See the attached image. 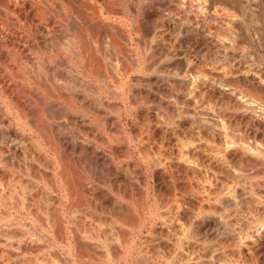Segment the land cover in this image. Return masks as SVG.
<instances>
[{"label":"bare ground","instance_id":"1","mask_svg":"<svg viewBox=\"0 0 264 264\" xmlns=\"http://www.w3.org/2000/svg\"><path fill=\"white\" fill-rule=\"evenodd\" d=\"M50 3L58 40L0 27V264H120L137 228V256L237 262L264 227V0Z\"/></svg>","mask_w":264,"mask_h":264},{"label":"rangeland","instance_id":"2","mask_svg":"<svg viewBox=\"0 0 264 264\" xmlns=\"http://www.w3.org/2000/svg\"><path fill=\"white\" fill-rule=\"evenodd\" d=\"M47 1V3L45 2V0H0V27H2V26H4L3 27V29H4V31L6 30V32H3V35H5V33H7V35L9 36V37H11V40H14V41H16V39L18 40L19 39V37L21 38V39H26V40H29V38H30V41H33L34 42V44L36 45V46H43L44 45V43L46 42V39H48L49 38V36L50 37H52L53 39H55V40H58V36H60V32H58L59 31V29L58 30H56L57 28V26H58V24H59V20H61L60 18V16H58V14H60L59 12L58 13H55L56 15H57V17L55 16V14H54V12L52 13V11H49V13H48V11H46L47 9L48 10H51V9H49L50 7H51V3L50 2H52L53 0H46ZM43 2V3H42ZM39 3H41V4H39ZM41 6L42 5V8L43 9H45V10H41L39 7V5ZM50 5V7H48V6H45V5ZM48 7V8H47ZM37 8V9H36ZM38 9H40L41 10V12H40V10H38ZM10 10V11H9ZM16 12H18V13H15V11ZM35 10V11H34ZM36 10H38V11H36ZM8 13H7V12ZM21 11H23L22 13H21ZM42 11H44V12H42ZM11 12H12V14H14V15H12L11 14ZM14 12V13H13ZM38 12V13H37ZM11 14V15H10ZM17 14H18V16H19V18L17 17ZM51 14V15H50ZM24 16V17H21V16ZM40 15V16H39ZM46 16V18H45V16ZM50 15V16H49ZM54 16V17H53ZM17 18L22 22L23 20V22L24 23H21V25L22 24H24V26L25 25H35V24H37V23H39V25H41V26H43V28H46L48 31H50V33H49V35H48V33L46 34V29H43V31H44V34H46V35H42V33L43 32H40L39 34H37L36 32H33L32 33V35L31 34H27L25 31H21V30H19V28H18V25L20 26V22L18 23L17 22ZM23 18H25V19H23ZM45 18V19H44ZM22 19V20H21ZM44 19V20H43ZM55 19H57V20H55ZM18 20V21H19ZM46 20V21H45ZM17 23H16V22ZM28 23H27V22ZM31 21H32V23H31ZM34 21V22H33ZM39 21V22H38ZM45 21V22H44ZM50 21H52L51 23H50ZM55 23H54V22ZM11 22V23H10ZM12 22H14V23H12ZM36 22V23H35ZM10 23V24H9ZM16 23V24H15ZM54 23V24H53ZM14 26H13V25ZM48 26H47V25ZM57 24V25H56ZM9 25H12V26H9ZM52 25H54V27L52 26ZM47 26V27H46ZM50 26H51V29H50ZM26 27V26H25ZM55 28V29H53V28ZM15 28V29H14ZM58 28H59V26H58ZM9 29V30H8ZM11 29V30H10ZM18 29V30H17ZM51 30H52V32H51ZM54 30H56V32L54 31ZM8 31V32H7ZM11 31V32H10ZM17 31H19V32H17ZM53 31L56 33V35H54L55 33H53ZM13 32V33H12ZM37 35V36H36ZM39 35V36H38ZM53 35V36H52ZM58 35V36H57ZM15 36V37H14ZM22 36H24L25 38H22ZM48 36V37H47ZM14 37V38H13ZM28 37V38H27ZM37 39H36V38ZM42 37V38H41ZM43 37H45V38H43ZM57 37V38H56ZM32 38H33V40H32ZM42 39V41H43V43H42V41H39V40H41ZM39 41V42H38ZM37 43V44H36ZM39 43H42V44H39ZM19 53V52H18ZM27 53V54H26ZM19 54H21L22 56H24V57H22L23 59H27V60H29V61H32V58H31V56H30V53H28V51H22V52H20ZM24 54V55H23ZM29 54V56H27ZM204 103H206V101H204ZM247 168V169H246ZM250 168L249 167H244L243 169H242V171H241V173H243L244 175H245V173L246 174H250V172H254L256 169H250V170H252V171H250L249 170ZM245 170V171H244ZM264 170V169H263ZM230 172V175H232V171H229ZM264 172V171H263ZM262 193H264V191H262L260 194H262ZM260 198H262V200H264V195L262 194V196L260 197ZM245 207H242L241 208V210L239 209V212L238 213H240V215L239 216H237V219H236V221H235V227H236V230H241V231H244V228L246 227L244 224H242V222H241V217H246L247 215L249 216L250 215V212L248 211L247 212V209H246V211H245V209H244ZM246 212L248 213V214H246ZM225 213H227V212H225ZM252 213V216L254 215L255 217H256V214L255 213H253V212H251ZM225 216H226V214H225ZM253 216V217H254ZM226 217H228V216H226ZM225 217V218H226ZM243 217V218H244ZM250 217V216H249ZM254 217V218H255ZM247 218V217H246ZM246 218H244V219H246ZM228 219V218H227ZM153 222H154V220L153 219H149V222L147 221L145 224H146V226H149V225H151V224H153ZM145 226V227H146ZM245 226V227H244ZM259 227H260V229H261V227L262 226H260V225H258V231H256V232H252L253 234H252V236L250 237V235L249 236H245V233H242L241 234V248L242 247H244L243 249H241L240 248V257H239V259H238V263L239 264H264V229H262V232H261V230H259ZM147 228V227H146ZM262 228H264V227H262ZM106 229L107 230H109L108 229V227H106ZM243 229V230H242ZM246 229V228H245ZM144 230V228H137V231H135L137 234H135V236L136 235H139L138 237L136 236V242L138 243L136 246V248L134 247L133 248V250L130 252V253H124V251H123V253L121 254L120 253V255L119 256H121V257H119L120 258V264H127L128 262H130L129 264H134L133 262L135 261V260H139L140 258V262L139 263H135V264H161V260L158 258V256H162V255H167L168 254V252H169V250L168 249H166V250H162L161 252H163V254L162 255H160L159 253L157 254L158 256H156L155 255V253H151L150 255H149V251H148V254H145V255H143L142 257H140L139 255L137 256V254H136V252H137V250H138V246H140L141 244H142V241H140V238L142 239V240H144L145 239V237H146V235H147V233L145 232V230ZM143 231V232H142ZM145 233V234H144ZM258 233V234H257ZM262 234L263 233V235L261 236V235H259V234ZM254 236V237H253ZM133 237V236H132ZM247 237H249V238H251V239H247ZM135 238V237H134ZM138 238V239H137ZM245 240H246V242H245ZM154 241L157 243V240L156 239H154ZM244 241V242H243ZM140 242V243H139ZM154 242V243H155ZM185 242V241H184ZM183 242V243H184ZM155 243V244H156ZM214 242H209L208 244H207V246H206V250L207 251H202V252H204V253H202L203 255H201L200 254V259L195 263V264H202V262H203V264H207V262H208V264H218L220 261H224V263L225 264H238L236 261H233V259H231L229 256V258H226V257H223V260H222V257H221V254H219V253H217V252H219V251H217L216 253L214 252V253H212V256H211V249L212 248H214L215 247V244H213ZM185 246H186V244H184ZM246 245V246H245ZM212 246V247H211ZM210 247H211V249H210ZM52 248V249H51ZM56 247L53 245L52 246V244H49V246H47L46 248H45V250H37V252L35 253L37 256L39 255L40 256V252H41V254H45V253H48V254H52V253H54V249H55ZM144 247L142 246V248H140V250H142V251H144V249H143ZM169 249L171 250V254H172V252H173V250H172V248H170L169 247ZM204 249V250H205ZM56 250V249H55ZM124 250H127L126 248L124 249ZM36 251V250H35ZM38 251H40V252H38ZM209 251V252H208ZM45 252V253H44ZM101 250H100V248H99V250H97V254H101ZM242 252V253H241ZM133 253V254H132ZM126 254V255H125ZM205 254V255H204ZM214 254L216 255V256H214ZM242 254V255H241ZM128 256V257H127ZM136 256V257H135ZM152 256V257H151ZM204 256L206 257V258H204ZM231 256V255H230ZM132 259H131V258ZM150 257V259L151 260H149L148 258ZM208 257H210L209 259H208ZM123 258V259H122ZM130 258V259H129ZM143 258V259H142ZM155 258V259H154ZM216 258V259H215ZM125 259H127V262L125 261ZM152 259H154V260H156L155 262H153L152 261ZM207 259V260H206ZM221 259V260H220ZM231 259V260H230ZM241 259V260H240ZM144 260V261H143ZM146 260V261H145ZM211 260V261H210ZM216 260H218V262L216 261ZM220 260V261H219ZM239 260H240V262H239ZM132 261V262H131ZM217 263H216V262ZM146 262V263H145ZM212 262V263H211ZM215 262V263H214ZM233 262V263H232ZM36 264H39V263H36ZM48 264V263H47ZM174 264H176V261H175V263ZM177 264H189V263H177ZM191 264H194V263H191Z\"/></svg>","mask_w":264,"mask_h":264}]
</instances>
